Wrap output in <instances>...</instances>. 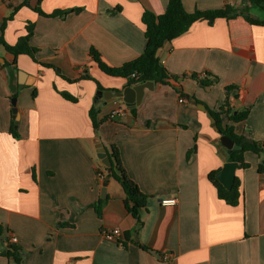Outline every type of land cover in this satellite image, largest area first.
<instances>
[{
    "label": "crops",
    "instance_id": "1",
    "mask_svg": "<svg viewBox=\"0 0 264 264\" xmlns=\"http://www.w3.org/2000/svg\"><path fill=\"white\" fill-rule=\"evenodd\" d=\"M22 3L0 0V25L8 6L19 7L4 41L14 45L32 23L29 44L37 49L35 61L21 55L16 66L0 49V65L6 64L0 67V264H264V154L246 153L248 168H235L239 201L234 207L217 198L208 180L230 163L209 113L219 110L226 87L235 88L230 107L248 109L234 133L264 142V24L241 16L212 25L195 22L157 53L170 75L185 78L153 84L133 114L126 108L109 121L118 100L112 94L128 85L101 72L90 51L112 68L137 59L146 43L143 11L162 15L168 0L41 3L46 14L80 10L64 19L39 16ZM182 6L187 13L248 7L253 20L264 21V10L248 0H182ZM193 74H208L215 84L203 90ZM63 92L76 102L65 100ZM91 109L103 120L96 133ZM12 119L18 139L9 133ZM98 145L107 155L110 145L117 148L128 177L147 197L137 232L121 186L97 159ZM163 200L176 204L164 207ZM113 229L120 230L121 244L102 237L103 230Z\"/></svg>",
    "mask_w": 264,
    "mask_h": 264
},
{
    "label": "trees",
    "instance_id": "2",
    "mask_svg": "<svg viewBox=\"0 0 264 264\" xmlns=\"http://www.w3.org/2000/svg\"><path fill=\"white\" fill-rule=\"evenodd\" d=\"M31 1L32 0H23L21 6L31 8L36 14L45 18L64 19L70 13H78L80 11L79 9L56 10L46 14L40 9V5L44 0H35L32 6L30 5ZM248 2L257 8L264 10V0H248ZM18 9L19 7L8 6L9 14L4 18L0 25V49L13 57L12 66H16L15 60L21 55L28 56L35 61V54L37 53V49L31 47L29 44L34 30V25L32 23L26 24L25 35L20 37L14 45H8L4 41L3 35L6 25L13 19ZM238 16L243 17L250 24H264V21H255L250 17L248 7L233 8L226 6L220 10H195L193 13H187L182 6V0H168L166 9L162 15L156 16L149 11H143L141 23L144 27V38L146 43L142 54L137 59L125 63L119 68H112L104 64L98 53L93 49L90 51V56L101 72L110 77L124 79L126 84L130 87L147 82L160 85H171V83L177 82L179 79H184L185 76L179 78L170 75L160 63L157 57L158 51L166 43H169L173 39L187 32L195 22L205 21L208 25H212L216 19H231ZM3 66H6V64L0 65V67ZM42 66L52 68L50 65ZM190 78L203 90H207L215 84L214 77H211L208 74H193ZM97 87L100 89L98 85ZM234 90V87H226L225 98L219 110L217 112L209 113L216 124V130L220 136H226L233 141L234 144L240 147L239 150L231 151L229 154L225 155L227 161L236 163L240 165L242 169H246L248 168V164L244 161V155L246 153H252L258 157L263 155L264 142H257L245 135H237L234 133V126L244 121L248 116V109L235 111L230 107V93ZM60 95L67 101L73 103L76 102V99L67 93L63 92L60 93ZM34 96L35 93L32 94V97ZM234 98L235 96L232 99ZM96 113L97 110L94 109L89 111V117L94 133L97 132L98 126L103 122V120L98 121L96 119ZM131 113L133 114L134 111L132 110ZM9 133L14 139H18V134L13 129V119L11 121ZM194 151L195 147L188 152V155L192 154ZM108 156L111 160L112 168L115 171L106 174V176L113 178L121 186L124 193V209L126 213L134 219L135 232H137L142 227L141 214L146 211L147 197L140 192L136 184L128 177L121 163L119 152L114 145H110V153ZM262 167L263 165H260L258 169L261 171ZM103 171L106 172V168L103 167ZM217 172L218 171L211 172L208 175V180L214 187L217 198L229 206H236L239 201L238 179L234 178L231 188L227 190L216 180L215 175ZM98 173L99 172L96 173V176H98ZM104 202L105 199L98 202L96 207L98 216L101 214V208ZM117 244H121L120 241H118ZM140 248L145 250L143 247ZM146 250L149 251L148 249ZM7 256H10V254L7 253Z\"/></svg>",
    "mask_w": 264,
    "mask_h": 264
},
{
    "label": "water",
    "instance_id": "3",
    "mask_svg": "<svg viewBox=\"0 0 264 264\" xmlns=\"http://www.w3.org/2000/svg\"><path fill=\"white\" fill-rule=\"evenodd\" d=\"M152 88H153L152 82L143 83L134 87L127 86L126 88L123 89L121 93H113L112 97H116L118 100L122 101L127 109L133 110L134 108L139 106L144 91L152 90ZM98 94H102V93L99 92ZM192 104H194V102H192ZM11 105H12L11 112L14 119V129H16L18 126V113L15 107V99L11 100ZM211 121L213 123V126H215L216 124L214 120L211 119ZM219 141L223 151H225L226 154H229L231 151H237L240 149L239 146L234 144V142L228 139L226 136H220ZM96 153H97V159L100 161L101 165L104 168H106L107 174H110L112 171H115L112 168L111 160L103 147H100L98 145L96 149ZM236 167L241 168V166L236 163H231V162L226 163L223 166L222 170L216 175V180L227 190H229L232 186L233 180L235 178L234 170ZM106 185H107V180H105L102 183V189H101L102 198L105 195ZM136 239L137 237H135V240Z\"/></svg>",
    "mask_w": 264,
    "mask_h": 264
},
{
    "label": "built area",
    "instance_id": "4",
    "mask_svg": "<svg viewBox=\"0 0 264 264\" xmlns=\"http://www.w3.org/2000/svg\"><path fill=\"white\" fill-rule=\"evenodd\" d=\"M179 103H182L183 100L179 99L178 100ZM113 103V108L111 109V111L107 114L106 119L109 121H114L115 119H117L118 117H121L125 114L126 112V107L124 105V103L120 100H115L112 102ZM98 179L101 181L103 178V173L99 171L98 173ZM176 204L175 200H163L160 201V205L167 207V206H172ZM102 237L109 242H114L117 243L119 241V239L121 238V232L118 229H113V230H103L101 232ZM11 243H17V239L15 237H12L10 239ZM167 258L165 257L164 260H166Z\"/></svg>",
    "mask_w": 264,
    "mask_h": 264
}]
</instances>
